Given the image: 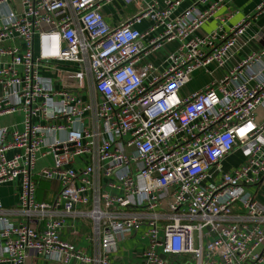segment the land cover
I'll use <instances>...</instances> for the list:
<instances>
[{"label":"built area","instance_id":"built-area-1","mask_svg":"<svg viewBox=\"0 0 264 264\" xmlns=\"http://www.w3.org/2000/svg\"><path fill=\"white\" fill-rule=\"evenodd\" d=\"M113 2L0 0V117H24L0 127V188H20L14 206L0 200V264H132L120 260L131 237L145 242L140 264H264L251 190L264 179V49L180 96L195 71L227 63L247 19L196 37L214 8L173 18L169 0L113 27ZM175 40L163 71L147 61ZM37 179L60 183L51 202Z\"/></svg>","mask_w":264,"mask_h":264},{"label":"crops","instance_id":"crops-1","mask_svg":"<svg viewBox=\"0 0 264 264\" xmlns=\"http://www.w3.org/2000/svg\"><path fill=\"white\" fill-rule=\"evenodd\" d=\"M167 1L169 0H145L142 3H134L125 5L122 0H114L113 3L104 7V14L107 23L110 26L116 27L121 23L133 18L141 8L146 4H154L157 8L164 10L167 8ZM179 5L172 8V17L182 16L191 7H196L197 10L205 12L211 11V17L193 33L196 37H205L214 31L222 29L224 32L229 33L237 25L246 21L245 31L242 35L238 36L235 45L231 47L228 53L227 63L220 67L217 63H212L207 67L198 69L193 74L191 81L181 89L180 96L186 98L195 92L203 90L206 86L222 81L229 73L235 69L243 60L248 56L258 53L264 49V13H258L257 7L259 0H178ZM152 25V21L145 19L140 25L136 27L142 31H147ZM160 33L156 32L150 35V39H156ZM147 45V41H144ZM180 41H161L160 47L152 54H149L147 61L156 66L159 71H163L166 66L167 56L178 50ZM24 117L21 114L13 116L0 117V127H16L22 128ZM235 154L224 163L225 170H230L243 162V157H237ZM52 164V158L41 160L38 164L39 167ZM235 165V166H232ZM55 190V189H54ZM256 194V199L264 206V179L256 187L251 189ZM19 183L18 181L8 183L0 188V200L7 206H14L19 199ZM55 194V193H54ZM54 197L52 193L48 194ZM124 250L121 251L120 260L126 263L140 264L141 259L136 256L145 248V242L138 240V238L131 237L124 243ZM184 259H177L168 257L169 264H183Z\"/></svg>","mask_w":264,"mask_h":264},{"label":"trees","instance_id":"trees-1","mask_svg":"<svg viewBox=\"0 0 264 264\" xmlns=\"http://www.w3.org/2000/svg\"><path fill=\"white\" fill-rule=\"evenodd\" d=\"M37 184L38 199L40 201L51 202L53 197H50L48 194L53 192V195H55L60 191V183L58 181H46L42 179H37Z\"/></svg>","mask_w":264,"mask_h":264},{"label":"rangeland","instance_id":"rangeland-1","mask_svg":"<svg viewBox=\"0 0 264 264\" xmlns=\"http://www.w3.org/2000/svg\"><path fill=\"white\" fill-rule=\"evenodd\" d=\"M239 155L237 157H242V154L241 153H238ZM235 165H238L237 163ZM235 165H232V166H235Z\"/></svg>","mask_w":264,"mask_h":264},{"label":"water","instance_id":"water-1","mask_svg":"<svg viewBox=\"0 0 264 264\" xmlns=\"http://www.w3.org/2000/svg\"><path fill=\"white\" fill-rule=\"evenodd\" d=\"M162 258L165 259L166 257L163 255Z\"/></svg>","mask_w":264,"mask_h":264}]
</instances>
